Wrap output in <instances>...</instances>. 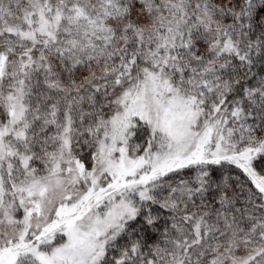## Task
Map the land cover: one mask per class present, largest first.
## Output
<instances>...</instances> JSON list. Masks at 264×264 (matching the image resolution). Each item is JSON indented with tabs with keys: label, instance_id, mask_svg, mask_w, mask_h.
Wrapping results in <instances>:
<instances>
[{
	"label": "snow or ice",
	"instance_id": "1",
	"mask_svg": "<svg viewBox=\"0 0 264 264\" xmlns=\"http://www.w3.org/2000/svg\"><path fill=\"white\" fill-rule=\"evenodd\" d=\"M0 264H264V0H0Z\"/></svg>",
	"mask_w": 264,
	"mask_h": 264
}]
</instances>
